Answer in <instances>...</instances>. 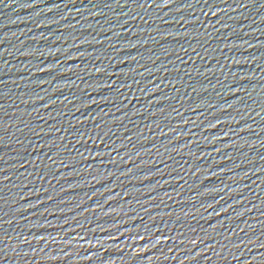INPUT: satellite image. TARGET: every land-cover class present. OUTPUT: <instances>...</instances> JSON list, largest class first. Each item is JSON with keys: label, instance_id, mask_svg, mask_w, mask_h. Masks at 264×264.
I'll list each match as a JSON object with an SVG mask.
<instances>
[{"label": "water", "instance_id": "obj_1", "mask_svg": "<svg viewBox=\"0 0 264 264\" xmlns=\"http://www.w3.org/2000/svg\"><path fill=\"white\" fill-rule=\"evenodd\" d=\"M0 264H264V0H0Z\"/></svg>", "mask_w": 264, "mask_h": 264}]
</instances>
